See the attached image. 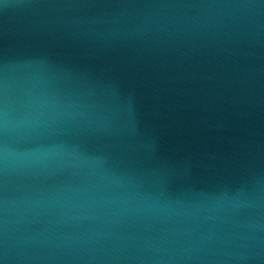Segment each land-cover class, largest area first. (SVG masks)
Listing matches in <instances>:
<instances>
[{"label":"water","instance_id":"water-1","mask_svg":"<svg viewBox=\"0 0 264 264\" xmlns=\"http://www.w3.org/2000/svg\"><path fill=\"white\" fill-rule=\"evenodd\" d=\"M0 264H264V0H0Z\"/></svg>","mask_w":264,"mask_h":264}]
</instances>
